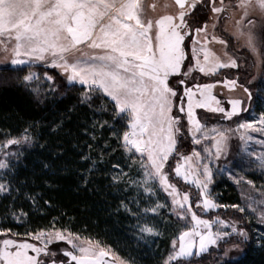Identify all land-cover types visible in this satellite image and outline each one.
<instances>
[{
	"label": "snow or ice",
	"instance_id": "6c2138e0",
	"mask_svg": "<svg viewBox=\"0 0 264 264\" xmlns=\"http://www.w3.org/2000/svg\"><path fill=\"white\" fill-rule=\"evenodd\" d=\"M175 3L180 9L178 14L164 15L153 21L143 18L141 0H0V44H4L7 50L5 41H14L11 51L15 57L9 64L0 66V71H15L13 66L24 65L33 59L44 61L50 56L51 66L61 68L68 75L69 85L79 83L86 87L82 102H90L93 93L109 98L113 104L114 121L126 122L122 147L129 153L139 154L141 158L145 191L152 192L153 183H158L172 198L173 206L191 212L194 224L173 240V251L165 264L190 262L193 257L199 258L213 248L219 249L220 244L228 242L233 235L242 236L245 241L250 238L247 231L238 229L234 222L230 224L220 217L210 220L198 216L192 211L189 194L181 195L164 172L169 158L177 150V134L181 132L179 117L172 115L177 92L170 86L169 78L181 74L187 58L185 38L192 34L186 16L196 8V0H192L189 7H186L188 0H175ZM257 3L264 10V0H257ZM239 6L245 9L244 17H248L247 9L251 6V0H241ZM224 10L223 6L216 7L213 0L214 13L220 14ZM197 22L193 18L192 23ZM242 23L243 17L237 21L238 25ZM248 23L253 24L254 21L249 20ZM194 31L196 39L191 41L192 54L201 73L215 74L220 68L238 67L235 59L223 62L208 47L212 41L225 45L227 42L215 35L209 41L207 23L202 28L196 27ZM201 34L203 39L200 38ZM248 45L254 48L251 32L248 33ZM85 49L98 51L88 52ZM24 79L31 81L33 76L30 74ZM179 83L183 85L184 81ZM218 83L224 84L230 91L238 86V80L235 79ZM215 87V83L195 85L194 88L185 86L187 106L184 107L182 98L179 111L186 112L193 143L200 144L202 139L213 140L214 151H205L219 160L228 135L225 131L213 128V135L210 136L196 110L206 109L232 119L244 110L241 107L244 102L231 99L227 101L230 109L223 107L220 99L213 94ZM244 92L248 95L251 108L253 93L248 87H244ZM257 96L260 103L264 104V95L258 91ZM237 130L242 131V141L252 142L254 136L251 133H264V113L256 121L240 123ZM113 135L120 138L114 127ZM22 139L27 141L29 137L24 136ZM20 142L9 140L7 145ZM257 143L264 145V140ZM248 154L251 155V152ZM256 159L264 160V156ZM4 167L6 165L0 163V168ZM174 171L185 183H192L201 190L205 210H227L231 207L245 212V207L220 205L210 198L209 185L213 182V172L210 161L205 163L200 152L193 150L191 155H181ZM6 190L0 184V191ZM161 207L164 205L157 204L145 209V213L155 214ZM251 211L255 212V208ZM178 218H185L183 212L178 214ZM140 231L149 236L159 235L156 227L148 223ZM0 235H6V232H0ZM26 235L38 243L12 238L0 242V264H47L42 257L55 255L49 252L53 242H66L71 246L72 250L65 249L62 253L68 258L67 264H111L110 252L99 241L85 243L83 238L69 230H40ZM260 239L264 240V236Z\"/></svg>",
	"mask_w": 264,
	"mask_h": 264
},
{
	"label": "trees",
	"instance_id": "16d2710c",
	"mask_svg": "<svg viewBox=\"0 0 264 264\" xmlns=\"http://www.w3.org/2000/svg\"><path fill=\"white\" fill-rule=\"evenodd\" d=\"M26 75V68L0 71V143L20 135L31 139L1 174L7 190L0 193V230L10 229L8 234L24 239L40 230H69L112 248L131 264H164L183 223L168 212V201L157 213H145L158 196L146 197L139 187L138 156L122 147L126 122L114 121L110 99L93 93L90 102H82L84 86L69 85L55 75L41 87L26 83ZM169 83L174 85L172 78ZM176 112L179 143L165 169L171 182L188 191L173 173L181 155L192 149L186 145V120ZM211 189L218 204L239 203L229 181L214 176ZM217 211L238 220L250 238L237 258L225 259L219 246L212 251L217 258L210 255L194 264H264V240L253 234L252 223L243 214L238 218L231 207ZM145 223L159 235L142 233Z\"/></svg>",
	"mask_w": 264,
	"mask_h": 264
},
{
	"label": "rangeland",
	"instance_id": "374dc122",
	"mask_svg": "<svg viewBox=\"0 0 264 264\" xmlns=\"http://www.w3.org/2000/svg\"><path fill=\"white\" fill-rule=\"evenodd\" d=\"M157 1L159 4H156ZM191 2L192 0H188L186 7H189ZM240 3L241 0H223V4H221V0H215L216 7L223 6L225 9L222 13L216 14L212 11L213 0H196V8L191 10L189 16H186V20L189 22V25L192 28V34L190 36H186L184 42L187 58L183 63L181 74L173 75L169 78V80L172 78V84L174 85H171L170 83L169 84L170 86H173L177 92V96L174 98L172 115L174 110L175 112L177 111L176 113H181L179 111V107L182 98L184 107L186 108L187 106V98L184 96L185 86L194 88L195 85L215 83L216 87L213 89V94L216 95L218 99H220L221 105L227 109H230L231 107L230 104L227 103V101L231 99H240L244 102L241 106L244 110L239 115L232 117V119H226L222 113H214L206 109L196 110L197 116L201 122L206 125L205 131L210 136L213 135L211 132L213 128L225 131L228 135L227 143L224 146L223 153L219 160H216L213 156H211L210 152L205 151V149L214 151L213 140L202 139L200 144L193 143L192 136L188 130L189 125L186 112L181 113L186 120V130L189 134L188 140H185L186 145L192 147V149H190V151L185 155H191L193 150L200 152L205 163L210 161L213 178L214 176H218L219 178L229 181L235 187L239 195V203L237 205L240 207H245L246 210L245 212L241 213L237 208H232L233 212L238 215V218L243 214V217L247 220V222L252 223L254 227L253 234L256 235V237H262L264 236V160H257L256 157L264 156V145L257 143L259 140H264V133H251V135L254 136V140L252 142H247L240 139L242 131H238L237 129L240 123L256 121L260 117L261 113H263L261 112L263 109L261 106H264V104L260 103L257 92L259 91L261 95H264V10L259 8L257 0H251V6L247 9L249 15L248 17H244L245 9L239 6ZM141 4L143 8V18L152 19L153 21L161 18L164 15H176L180 10L179 6L172 0H141ZM149 6L152 8H149ZM242 17L243 23L238 25L237 21H240ZM193 18H195L198 22L193 24ZM249 20L254 21V23L249 24ZM205 23H207V36L209 41H211V37L215 35L227 42L225 45L216 41H212L208 44V47L218 57H220L223 62H228L230 59H235L238 64L237 68H220L215 74L206 75L201 73L196 67L195 59L193 58L192 54L193 46L191 41L196 39L194 29L196 27H204ZM213 25H215V27H213ZM249 32H251L253 36L254 48L249 47L248 45ZM200 38L203 39V34H201ZM5 43L7 44V50H5L4 44H0V66L9 64L11 60L15 58L11 51L12 47L14 46V41H5ZM197 48H199V45H197ZM85 51L93 52L98 50L85 49ZM76 55H80V53H77ZM71 58L72 57H70V59ZM25 59L27 60V58ZM51 59L52 58L49 56L44 61L35 59L28 60V62L24 65L13 67L26 68V76L30 74L33 76V79L31 81H25L26 83H36L38 86L43 87L45 86V83H50L53 77L58 75L63 81L69 84L68 75L64 73L61 68L52 67ZM184 73H187V75H184ZM48 77H52V79L49 80ZM226 79L238 80L237 88L230 91L224 84L218 83ZM181 80L184 81L183 85L179 83ZM76 85L81 86L79 83H76ZM178 86L179 88H176ZM244 87H248L253 93L254 98L251 108H249L248 95L244 92ZM254 105H256V109H254ZM24 136L27 135H20L0 143V163H4L6 165V167L0 168V184L4 185L1 174L5 168L8 167L10 161L14 160L21 153L22 149L29 146L31 139L29 138L27 141H24L22 139ZM14 139L20 140L21 142L19 144L7 145L9 140ZM249 152H251V155L248 154ZM129 154L135 155L136 157L138 156L135 162L139 164H137V166L140 174L136 177L143 194L146 197L154 195V199H156V196H158V200H155V202L153 201V207H155L157 204H162L164 201H168L167 204H165L167 206L168 212L173 213L177 217L179 213L183 212L185 218L181 219L183 223L182 231L192 227L194 222L191 220V212H187L173 206L172 198L168 196V194L158 183H153L152 192L149 193L145 191L143 186V172L140 167L141 158L139 157V154L134 152ZM165 168L164 172L166 173ZM173 173L175 174L174 170ZM174 176H176V174ZM177 179L183 181L182 178L177 177ZM201 179H203V177H201ZM249 181H251V183H248ZM171 183L174 184L173 182ZM212 183L209 185V192L211 194L210 198L216 201V195L212 193L211 189ZM184 184L190 188L188 191L186 189H180L177 185H174L177 187L181 195L183 193L189 194L192 211L196 212L198 216L203 219L210 220L220 217L230 224L234 222L238 229H244L238 220L229 217L226 218V216L223 215L224 212L220 211L218 213V209L211 211L205 210L202 205L201 190L192 183L184 182ZM2 192L3 191H0V193ZM192 194L196 196V200L194 201L192 200ZM253 201H255V203H253ZM197 204H200V207H197ZM252 208H255V212L251 211ZM53 230L58 229L46 231ZM0 232L4 231L0 230ZM179 234L175 237V239L179 236ZM14 235H10L6 232V235H0V242H2V240L5 238H12L18 241L27 240L29 242L38 243L31 240L30 236L24 239L18 238ZM78 236L83 238L85 243L88 241L96 242L81 235ZM244 241L245 240L242 236L233 235L225 245L221 243L220 246H222V249L224 250L223 257L225 259L237 258L242 252V243H244ZM77 242L79 243L80 241ZM100 245L106 251L110 252L109 260L111 264H131L120 255L115 253L112 248L102 244ZM65 249L72 250L71 246L66 242H53L49 246V252L55 253V255L42 257V259L46 260L47 264H53V262H55V264H60L61 261H63L64 264H67L68 258L62 254L63 250ZM214 250L217 249L213 248L205 255L199 258L193 257L190 262L185 261L183 264H194L196 261L200 260V258L205 259L210 255V259L212 256V259H215L217 258V254L213 253ZM172 251L173 249L171 248V252ZM173 264H176V262H173Z\"/></svg>",
	"mask_w": 264,
	"mask_h": 264
},
{
	"label": "crops",
	"instance_id": "0c3cea01",
	"mask_svg": "<svg viewBox=\"0 0 264 264\" xmlns=\"http://www.w3.org/2000/svg\"><path fill=\"white\" fill-rule=\"evenodd\" d=\"M150 4V3H149ZM156 4H159L158 1L156 2ZM155 7V6H154ZM149 8H152L151 6H149Z\"/></svg>",
	"mask_w": 264,
	"mask_h": 264
},
{
	"label": "water",
	"instance_id": "95a60500",
	"mask_svg": "<svg viewBox=\"0 0 264 264\" xmlns=\"http://www.w3.org/2000/svg\"><path fill=\"white\" fill-rule=\"evenodd\" d=\"M172 1H174V3H175V0H172Z\"/></svg>",
	"mask_w": 264,
	"mask_h": 264
}]
</instances>
